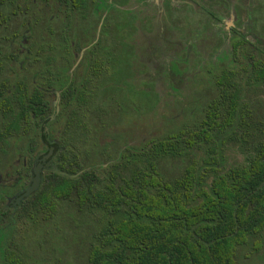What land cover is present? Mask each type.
Returning a JSON list of instances; mask_svg holds the SVG:
<instances>
[{
    "label": "trees",
    "instance_id": "trees-1",
    "mask_svg": "<svg viewBox=\"0 0 264 264\" xmlns=\"http://www.w3.org/2000/svg\"><path fill=\"white\" fill-rule=\"evenodd\" d=\"M98 6L0 0V170L44 149L33 64L51 45L84 46ZM131 66L104 80L100 102L80 95L73 114L54 112L66 136L56 171L12 218L0 189V264H264V53L199 70L181 112L128 147L115 128L159 102L130 82Z\"/></svg>",
    "mask_w": 264,
    "mask_h": 264
},
{
    "label": "flooded vegetation",
    "instance_id": "flooded-vegetation-1",
    "mask_svg": "<svg viewBox=\"0 0 264 264\" xmlns=\"http://www.w3.org/2000/svg\"><path fill=\"white\" fill-rule=\"evenodd\" d=\"M98 4V23L94 30L84 31V46L51 45L49 61L33 64L39 68L31 82L35 85V107L42 108L41 99L48 102L47 109H39L45 118L39 130L44 149L32 156L19 154L0 170L2 210L8 213L7 218H12L22 202L38 191L45 172L56 171V156L63 151L66 136L62 132L65 127L55 118L73 114L80 95L92 101L104 99V80L119 76L117 65L121 61L132 62L130 82L144 85L159 100L149 115L158 111L161 123L156 129L149 126L150 132L141 138L145 141L160 130L166 119L174 118L171 112L178 109L180 113L194 95L199 70L211 62L216 64L225 55L264 53V0H98ZM87 7L84 22L90 18ZM19 65L21 68L22 63ZM28 89L24 81V95ZM65 101L70 108L63 107ZM143 119L139 123L146 126ZM137 122L134 119L115 128L128 147L138 142L132 136L138 129ZM36 169L37 189L16 202L31 185Z\"/></svg>",
    "mask_w": 264,
    "mask_h": 264
},
{
    "label": "rangeland",
    "instance_id": "rangeland-1",
    "mask_svg": "<svg viewBox=\"0 0 264 264\" xmlns=\"http://www.w3.org/2000/svg\"><path fill=\"white\" fill-rule=\"evenodd\" d=\"M264 19V17H263ZM173 113V112H172ZM175 114V112L173 113ZM161 114L158 111H155L152 113V115L147 116L145 119H143V123H145L146 126L143 124L140 125L139 121L137 122V131L132 134L133 139L135 140H141V138L145 137L147 133L150 132V127L153 129L158 128V126L161 123ZM150 126V127H149Z\"/></svg>",
    "mask_w": 264,
    "mask_h": 264
},
{
    "label": "water",
    "instance_id": "water-1",
    "mask_svg": "<svg viewBox=\"0 0 264 264\" xmlns=\"http://www.w3.org/2000/svg\"><path fill=\"white\" fill-rule=\"evenodd\" d=\"M38 183H39V170L36 169L34 172V177L32 179L31 185L18 198H16V202H19L20 200H22L23 198L29 196L32 192H34L38 187Z\"/></svg>",
    "mask_w": 264,
    "mask_h": 264
}]
</instances>
